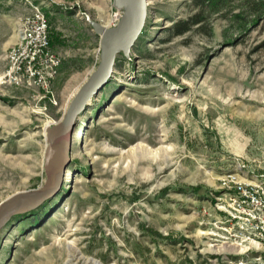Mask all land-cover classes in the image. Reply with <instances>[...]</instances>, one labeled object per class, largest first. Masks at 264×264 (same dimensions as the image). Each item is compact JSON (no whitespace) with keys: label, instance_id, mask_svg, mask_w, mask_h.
Listing matches in <instances>:
<instances>
[{"label":"rangeland","instance_id":"374dc122","mask_svg":"<svg viewBox=\"0 0 264 264\" xmlns=\"http://www.w3.org/2000/svg\"><path fill=\"white\" fill-rule=\"evenodd\" d=\"M29 1L60 56L51 99L0 82V202L43 186L46 125L99 61L113 0H0V76ZM142 32L78 115L59 185L0 228V264H250L228 174L264 181V0H146ZM255 2L254 4H252ZM256 8H253V6ZM116 23V22H115Z\"/></svg>","mask_w":264,"mask_h":264},{"label":"built area","instance_id":"2783aa9c","mask_svg":"<svg viewBox=\"0 0 264 264\" xmlns=\"http://www.w3.org/2000/svg\"><path fill=\"white\" fill-rule=\"evenodd\" d=\"M29 12L17 21L16 39L6 54V68L0 82L41 91V98L54 96L52 84L58 74L61 58L51 48L49 24L40 5L29 1ZM121 12L113 16V24ZM231 182L227 192L228 220L237 224L243 238L255 241L264 252V181L239 179L228 174ZM250 264H264V254Z\"/></svg>","mask_w":264,"mask_h":264},{"label":"water","instance_id":"95a60500","mask_svg":"<svg viewBox=\"0 0 264 264\" xmlns=\"http://www.w3.org/2000/svg\"><path fill=\"white\" fill-rule=\"evenodd\" d=\"M113 4L122 8L114 25L105 26L95 20L89 21L94 32L100 37L97 66L73 95L63 118L58 123L45 128L44 168L46 179L43 186L15 193L1 201L0 228L12 214L33 207L57 188L68 161L70 134L78 115L112 74L116 56L119 53L129 56L132 46L142 32L147 12L146 0H113Z\"/></svg>","mask_w":264,"mask_h":264},{"label":"trees","instance_id":"16d2710c","mask_svg":"<svg viewBox=\"0 0 264 264\" xmlns=\"http://www.w3.org/2000/svg\"><path fill=\"white\" fill-rule=\"evenodd\" d=\"M209 1L210 0H191L192 5L194 6V8H196V11L191 15L187 16L185 19H179L173 22L170 27L171 33L174 35L182 34L187 30L191 29L194 25H198L199 28H203L204 24L202 23V10L209 3ZM254 3L255 2H253L252 4ZM253 8L256 7L253 6Z\"/></svg>","mask_w":264,"mask_h":264},{"label":"bare ground","instance_id":"6f19581e","mask_svg":"<svg viewBox=\"0 0 264 264\" xmlns=\"http://www.w3.org/2000/svg\"><path fill=\"white\" fill-rule=\"evenodd\" d=\"M0 78H1V76H0ZM47 126H49V125H46V127H47ZM45 131H46V130H45ZM94 264H97V263H94Z\"/></svg>","mask_w":264,"mask_h":264}]
</instances>
